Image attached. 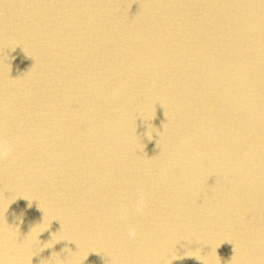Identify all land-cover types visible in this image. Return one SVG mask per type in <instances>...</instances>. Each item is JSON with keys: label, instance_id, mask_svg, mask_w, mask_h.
<instances>
[{"label": "bare ground", "instance_id": "bare-ground-1", "mask_svg": "<svg viewBox=\"0 0 264 264\" xmlns=\"http://www.w3.org/2000/svg\"><path fill=\"white\" fill-rule=\"evenodd\" d=\"M0 264H264V0H0Z\"/></svg>", "mask_w": 264, "mask_h": 264}, {"label": "clouds", "instance_id": "clouds-1", "mask_svg": "<svg viewBox=\"0 0 264 264\" xmlns=\"http://www.w3.org/2000/svg\"><path fill=\"white\" fill-rule=\"evenodd\" d=\"M141 204H142V201H141ZM129 235L134 237L135 236V231L134 230L130 231Z\"/></svg>", "mask_w": 264, "mask_h": 264}]
</instances>
